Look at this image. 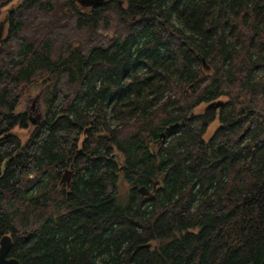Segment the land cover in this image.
<instances>
[{"label": "trees", "instance_id": "trees-1", "mask_svg": "<svg viewBox=\"0 0 264 264\" xmlns=\"http://www.w3.org/2000/svg\"><path fill=\"white\" fill-rule=\"evenodd\" d=\"M15 1L0 37L10 255L264 264V0H0V18ZM32 89L44 115L23 140Z\"/></svg>", "mask_w": 264, "mask_h": 264}, {"label": "rangeland", "instance_id": "rangeland-1", "mask_svg": "<svg viewBox=\"0 0 264 264\" xmlns=\"http://www.w3.org/2000/svg\"><path fill=\"white\" fill-rule=\"evenodd\" d=\"M86 1H95V0H86ZM17 2L18 1H15L14 5L7 7L2 12V15H1V18H0L1 38L4 36V34H6L5 28H6L7 20L5 18V15H6L7 11L11 10V8L13 6L17 5L16 4ZM42 102H43V100H42V91L40 89H32V90L28 91L23 96V98L21 99V101L19 103L18 111L20 113H27L28 116L34 120L33 122L39 123L40 120H42V116L44 115V107H43ZM206 108H207L206 105H202L196 111L197 112H201V111H203ZM218 126H219V122L218 121L214 122L211 125V127L209 128V131L207 132L206 137H205L207 140L214 133V131L218 128ZM32 129H33V123L31 124L30 129H27V130L16 129V131L21 135L23 140H26V138L28 137V135L30 134ZM126 192H127V186H124L122 188V190H121V193L125 194ZM148 194L151 197V196L155 195V192L151 191V192H148Z\"/></svg>", "mask_w": 264, "mask_h": 264}, {"label": "water", "instance_id": "water-1", "mask_svg": "<svg viewBox=\"0 0 264 264\" xmlns=\"http://www.w3.org/2000/svg\"><path fill=\"white\" fill-rule=\"evenodd\" d=\"M84 1V0H83ZM97 1V0H95ZM94 2V1H93ZM0 37H1V33H0ZM203 66L208 69V67L206 66V62L203 59ZM223 106V102L222 101H216V102H212L207 106V109H219L220 107ZM41 118V117H40ZM33 125H36L37 122H32ZM179 124H176L175 127H178ZM172 128V127H171ZM81 155H84L82 150H78L76 155H75V159H77L78 157H80ZM73 169V165L71 166L70 169L65 170V172L63 173V176L61 178V184H67L69 186V184L71 183V179H72V171ZM145 187L140 188V193L143 196H149L148 194V190L145 192ZM13 246V240L12 237L10 235H4L1 240H0V264H20L19 260L16 259L15 257H12L10 255L11 249Z\"/></svg>", "mask_w": 264, "mask_h": 264}, {"label": "flooded vegetation", "instance_id": "flooded-vegetation-1", "mask_svg": "<svg viewBox=\"0 0 264 264\" xmlns=\"http://www.w3.org/2000/svg\"><path fill=\"white\" fill-rule=\"evenodd\" d=\"M30 118V117H29ZM30 121L33 122L34 120L32 118H30Z\"/></svg>", "mask_w": 264, "mask_h": 264}]
</instances>
